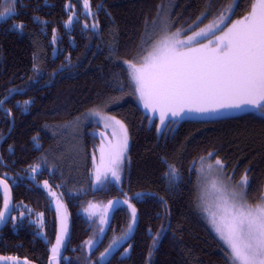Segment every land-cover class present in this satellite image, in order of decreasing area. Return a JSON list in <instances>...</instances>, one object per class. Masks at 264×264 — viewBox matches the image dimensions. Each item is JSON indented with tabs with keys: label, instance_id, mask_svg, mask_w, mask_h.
<instances>
[{
	"label": "trees",
	"instance_id": "trees-1",
	"mask_svg": "<svg viewBox=\"0 0 264 264\" xmlns=\"http://www.w3.org/2000/svg\"><path fill=\"white\" fill-rule=\"evenodd\" d=\"M230 2L89 0L90 8L85 9L83 0H17V14L0 20V99L8 97L3 109L9 112L0 110V177L8 178L13 199L12 214L0 230V255L28 264H92L109 234L125 227L127 212L124 205L114 212L102 242L88 252L86 241L93 228L79 207L90 199L106 202L119 196L136 206L135 229L101 264H229L223 244L197 203L196 167L191 166L212 152L211 160H222L225 170L236 166L235 177L247 174L250 201L264 196V113L252 108L193 114L158 135L159 115L150 123L133 94L124 62L141 55V37L146 30L153 33L158 10L178 29L193 25L207 11V19L197 21L200 27ZM254 2L240 0L227 24L246 15ZM89 10L91 15L86 16ZM70 16L75 20L65 27ZM93 22L99 25L95 32ZM15 24H23V31H9ZM9 89L20 92L10 95ZM28 99L34 103L27 112L15 107ZM95 106L119 117L128 131L120 187L92 185L97 124L82 119ZM33 137H39L38 148ZM162 159L179 170L178 186L169 188L162 179L166 170ZM33 167L38 174L32 173ZM45 181L58 189L68 215V236L56 262L50 245L58 215L41 185ZM3 202L0 191V211ZM162 226L166 233L150 257L152 238ZM125 249H129L126 256Z\"/></svg>",
	"mask_w": 264,
	"mask_h": 264
},
{
	"label": "snow or ice",
	"instance_id": "snow-or-ice-1",
	"mask_svg": "<svg viewBox=\"0 0 264 264\" xmlns=\"http://www.w3.org/2000/svg\"><path fill=\"white\" fill-rule=\"evenodd\" d=\"M239 2L240 0H231L209 24L193 32L186 39L181 37H184L193 26L198 27L197 21L202 23L209 13L207 11L202 13L193 25L187 28L181 27L173 32L170 16L163 17L162 9L158 10L157 18L152 22L153 33L149 34L146 30L145 35L141 37V55L133 61L124 62L127 65L129 83L134 88L133 94L138 95L144 109L153 114L148 117L150 123L154 122V115L159 113L160 124L156 126L158 135H163L169 125L191 118L193 114L215 115L228 109L242 110L249 107L264 113V0H255L248 14L224 31L227 22L235 15ZM83 3L85 9L90 8L89 0H83ZM16 5L17 0H0V20L6 21L14 17L17 14ZM85 15H91L90 10ZM74 20L75 18L70 16L65 27L72 24ZM23 27V24H15L9 31L22 32ZM84 27L89 26L86 24ZM98 27L96 22L91 25L94 32ZM217 32H221L222 35H216ZM53 40L54 42L56 40L55 30H53ZM202 40H208V43L201 44L199 48L192 47L193 44L200 43ZM149 42H151L150 48ZM213 44L215 47L212 46ZM19 92V89H9L10 95L19 94ZM7 99L8 97L0 99V110H3L5 115H9L8 110L3 109ZM33 103L34 100L28 99L23 101V104L17 102L15 107L22 112H27ZM88 118L96 120L97 123L104 121L105 128H112L113 137H118L115 144L108 145L107 159L105 147L103 144L100 147L104 173L97 169L95 183H103L108 173L116 182H119L121 166L128 149L127 129L121 121L115 120L114 117H105L99 110L86 113L84 119ZM38 140L39 137H33V144L37 148L40 146ZM9 151L12 149L10 148ZM213 155L214 153L210 152L207 157L199 158L198 180L204 182L198 195L201 210L207 214L208 223L222 242L229 264H264V196H261L255 204L249 203L247 174L242 176L237 184L229 183L231 177L226 178L224 172L226 165L220 159L212 163ZM161 163L166 166L162 179L167 187L178 186L182 180L179 170L167 160L162 159ZM195 167L196 162L191 168ZM38 172L37 167L32 168V173L38 174ZM6 179L8 178L0 179V185L6 193L5 210L0 211V224L10 218ZM44 187L49 188L47 181L44 182ZM49 194L55 195L52 192ZM141 196L142 194H137V198ZM209 196L212 199L211 204L208 203ZM109 203L115 207L119 202ZM124 203L131 209L132 221L128 224L127 230L120 237L114 238L101 253V261L105 260L114 248L119 247L121 242L127 240L136 224L135 207L127 200ZM90 207L95 206L90 205ZM61 208L63 205L58 203V213ZM58 218L60 230L56 236V243L51 247L53 254L51 259L60 256L68 231L66 218L62 216ZM11 219L17 218L11 217ZM108 222L109 212L105 210L100 223L107 225ZM36 223L40 221L37 220ZM100 233L105 234L104 227L100 228ZM165 233L166 228L162 226L157 235L152 238L150 257L158 249ZM86 243L91 249L96 244V240H89ZM128 252L129 249H125L122 255L126 256Z\"/></svg>",
	"mask_w": 264,
	"mask_h": 264
},
{
	"label": "rangeland",
	"instance_id": "rangeland-1",
	"mask_svg": "<svg viewBox=\"0 0 264 264\" xmlns=\"http://www.w3.org/2000/svg\"><path fill=\"white\" fill-rule=\"evenodd\" d=\"M165 16L169 17L167 14H165ZM244 16H245V14L242 15V16H239V17H237L235 19H233L230 23L227 24V26L225 27L224 31H227V28L228 27H231L232 24L235 23V21H237L239 19H242ZM205 25H207V24L200 25V27L195 28V29H193L190 32H187L186 35L184 37H181V38L182 39H186L187 36L192 35L193 32H195V31H199L200 28L205 27ZM177 29L178 28H172L171 31L175 32ZM216 35H222V33L221 32H217ZM210 38L211 39H214V37H210ZM207 43H208V40H202L200 43L193 44L192 47L199 48L201 46V44H207ZM212 46L215 47V44H213ZM126 61H133V60H126ZM137 99H138V95H137ZM138 104L140 105V107L143 109V111L146 114H148L149 116H153L152 113H149V112H147L144 109L143 104L139 102V99H138ZM250 109H252V108L249 107V108H245V109H242V110H237V109H231V110H234L232 112H243V111H247V110L249 111ZM92 110H99L100 113L103 116H105V117H114L115 120H119V121H121V123L124 124V122L119 117L111 114L107 110H104L103 107H99V106L92 107L89 110H87L86 113H89ZM226 111H230V109L225 110V111H222V112H226ZM156 114L154 115V117L159 115V113H156ZM87 120L90 121V122H92V123L97 124V127L94 128V130H93L94 136L97 137V139H96V141H97V152L96 153L94 152L95 155H93V159H92V163H91V168H90V173H91L93 188H102L103 186H105L108 183H113L116 186L120 187L121 186V183H122V177H123V171H124V164L126 162L127 152H126V157H125V159L123 161V164L121 166V171H120V177H121V179H120L119 182H116L111 177L110 173H108V177H107L106 180H104L103 183H100V184L95 183V176H96L97 169L99 168L100 171H101V173L102 174L104 173V166L101 165V158H100L101 157V153H100L99 149H100V147L103 144V146L105 147V153H106V159H107V147H108L109 144H115L117 142V140H118V137H116V138L113 137V129L112 128H105L104 121H99V123H97L96 120L91 119V118L84 119V117H83V119H82L83 122H86ZM158 121H157V119H155L156 126H158L160 124V122L157 123ZM156 129H157V127H156ZM127 133H128V131H127ZM101 134H103V135H101ZM128 137H129V135H128ZM129 144H130V140L128 142V148H129ZM127 151H128V149H127ZM94 157H95V159H94ZM211 162L214 163L215 160H211ZM199 167H200V165H199V162H198V164L196 165V174H195V190H196L197 203H198L199 207H201V205H200V203L198 201V195H199V192H200V188L204 186V182L201 181V180H198L197 170L199 169ZM224 172H225L226 178L231 177L229 183H231L233 185L234 184H237L241 180V178H242V175H239L238 177L229 175L226 172L225 169H224ZM41 185H42V187H44V183L41 184ZM48 185H49V188H47V189L45 187L44 188L46 189L47 194L49 195V197H50V199H51L54 207L57 210L58 203L63 205L61 195L58 192V189L56 187L52 186L49 183H48ZM49 192L55 193V195H50ZM259 199L260 198L255 199V200H251V201L248 199V202L251 203V204H255V203H257L259 201ZM125 200H127L128 203L132 204L133 207H135V209H136L135 204L129 198H127ZM208 203H210V204L212 203V199H211L210 196H209ZM90 205H94L95 207H90ZM124 208L126 209V212H127V220H126L125 227H123L119 232L113 231V232H111L109 234V236L107 237L106 241L103 244H101V246H100L101 248L97 252L96 258L93 260V263L92 264H97V263L98 264H101L102 262H104L118 248V247L117 248H114L112 250L111 254L108 255L105 258V260H103V261L100 260L101 253H103L105 251V249L109 246V244L112 242V240L114 238L120 237L127 230L128 224L132 221V213H131V209L128 207V204H124ZM105 210H106V202L103 199H90L85 204H82L79 207V212H81L90 221V225L93 228L92 236L87 241H89V240H96V244H95L96 246H98L102 242L103 237H104V235H101V233H100V228L101 227H104L105 228L106 225H101L100 220H101V216L104 214V211ZM90 214H91V217H90ZM204 214H205V217L207 218V214L206 213H204ZM57 215H58V217H61L62 216V217H65L66 218V223H67V227H68V215L66 213V209H65L64 205H63V208H61L59 210V213L57 211ZM136 217H137V210H136ZM207 221H208V219H207ZM210 227H211V225H210ZM134 229H135V226H134ZM134 229H133V231H134ZM211 229H212V227H211ZM59 230H60V219L58 218V230L56 232V236H57V233H58ZM133 231L131 233H129L128 238L131 236V234L133 233ZM212 231H213V229H212ZM215 235H216V233H215ZM56 236H55V241H54V243H52L50 245V248L52 247V245H54L56 243ZM67 236H68V231H67V234L65 235V241H66ZM65 241H64L62 247L64 246ZM125 241L121 242L120 245H122ZM95 245L90 249L89 246L86 243V251H88V252L92 251V249L95 247ZM62 247H61V250H62ZM51 254H52V252H51ZM52 256H53V254H52ZM57 257L54 258L55 262L57 261ZM11 258L12 257H8V256H5V255H0V264H25V261L19 262V261L12 260V259H16V258H12V259Z\"/></svg>",
	"mask_w": 264,
	"mask_h": 264
},
{
	"label": "water",
	"instance_id": "water-1",
	"mask_svg": "<svg viewBox=\"0 0 264 264\" xmlns=\"http://www.w3.org/2000/svg\"><path fill=\"white\" fill-rule=\"evenodd\" d=\"M10 129H11V127H10ZM9 129V130H10ZM9 132V131H8ZM2 141V140H1ZM0 179H2L1 177H0ZM6 182V181H5ZM7 183V182H6ZM7 185H8V183H7ZM0 191L2 192V194H3V198H5V190H4V188H3V186L2 185H0ZM7 195H8V197H9V205H10V208H9V213H10V216H11V214H12V207H13V199H12V194H11V191H10V187H9V185H8V190H7ZM112 201H116V202H119L115 207H112L111 205H110V203L109 202H112ZM124 198L123 197H119V196H117V197H112V198H110L107 202H106V210H108V212H109V222H108V224L106 225V228L109 226V223L111 222V220H112V216H113V214H114V212L115 211H117L120 207H122L123 205H124ZM3 210H5L4 209V202H3ZM2 210V211H3ZM9 220V219H8ZM8 220L5 222V223H2V224H0V230L5 226V224L8 222ZM106 230V229H105Z\"/></svg>",
	"mask_w": 264,
	"mask_h": 264
},
{
	"label": "flooded vegetation",
	"instance_id": "flooded-vegetation-1",
	"mask_svg": "<svg viewBox=\"0 0 264 264\" xmlns=\"http://www.w3.org/2000/svg\"><path fill=\"white\" fill-rule=\"evenodd\" d=\"M226 172H227L229 175L236 176V166L227 169ZM241 172H242V171H241ZM242 174H245V173L242 172L241 175H242ZM108 227H109V226H108Z\"/></svg>",
	"mask_w": 264,
	"mask_h": 264
}]
</instances>
